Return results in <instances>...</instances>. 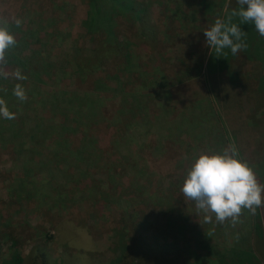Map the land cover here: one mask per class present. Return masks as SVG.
<instances>
[{
  "label": "rangeland",
  "instance_id": "374dc122",
  "mask_svg": "<svg viewBox=\"0 0 264 264\" xmlns=\"http://www.w3.org/2000/svg\"><path fill=\"white\" fill-rule=\"evenodd\" d=\"M86 12L85 0H0V25H12L15 38L24 34L29 42L22 55L41 51L40 55L53 62L44 72L37 68L42 56L32 59L38 80L35 85L29 83L33 87H19L26 96L20 99L10 96L7 83L17 87L21 79L0 61V109L9 113L8 117L0 114V238L11 229L20 232L19 251L23 255L33 245L44 244L59 263L68 249L59 242L48 243L46 238L55 236L57 226L65 224L74 232L87 234L93 261L112 260L113 231L122 216L135 212L141 220L152 222L161 240L183 248L181 263L194 250L201 257L208 254V264H234L232 251L239 248L255 252L250 210L242 209L235 224L231 218L219 223L214 213L198 210L195 201L184 197L181 189L200 155L222 153L232 147L264 185V118L259 119L264 108L258 107L255 91L257 78L263 73L261 65L239 53L231 67L221 71L217 67L209 73L206 63L210 49L205 56L204 31L212 24L191 23L182 28L174 23L168 27L157 10L150 18L168 40L164 42L161 35L158 54L136 46L128 67L114 57L104 63L106 74L76 78L68 64L69 48L77 41L88 58L94 44V39L88 40L83 34ZM115 21L119 36H129L136 30L128 19ZM238 24L243 30L249 29L244 23ZM28 28L35 32L33 39H27ZM188 35V41L183 42L181 38ZM176 47L180 48V59ZM156 67L160 71L154 73ZM186 68L188 72L184 73ZM179 71L184 74L171 79ZM136 72L144 79H137ZM134 73L133 85L125 78ZM120 81L123 87L126 81V86L132 84L131 93L138 92L140 112L123 103ZM43 85L50 92L91 97L93 105L82 101L81 106L86 104L83 114L93 113L88 122L83 121L90 125L87 132L97 137L92 148L81 149V132L86 130L83 126L81 131H73L68 148L54 132L30 140L37 120L49 127L58 117H52L38 99L37 88ZM18 121L20 128L15 127ZM13 129L19 130L17 138L12 136ZM67 149L86 154L77 162ZM19 177L27 178L24 188L28 191H22ZM206 215L211 217L210 222L205 221ZM205 240L207 249H195Z\"/></svg>",
  "mask_w": 264,
  "mask_h": 264
},
{
  "label": "trees",
  "instance_id": "16d2710c",
  "mask_svg": "<svg viewBox=\"0 0 264 264\" xmlns=\"http://www.w3.org/2000/svg\"><path fill=\"white\" fill-rule=\"evenodd\" d=\"M86 1V18L82 22V30L84 37L88 40L94 39V44L90 48V56L86 58L84 56V49L81 48L77 41H74L71 48L68 50L67 57L69 66L73 70V76L83 77L94 76L97 74L104 75V63L106 60L111 58H120L127 67L134 60L132 53L133 49L137 47L145 46L146 48L152 49L157 54L159 48L157 45L164 38V42H168L167 37L164 33H161L157 25L151 20V15L155 11H161L166 25L168 27L173 26L177 23L179 27L188 26L195 23H201L203 26L206 22L214 24L217 18L227 21L228 16L231 14L233 9L239 7L235 6L236 1L234 0H85ZM201 12V17H199ZM123 18L128 19L132 22L135 31L131 35L119 36L115 31L116 19ZM233 23H240L238 17H234ZM203 23V24H202ZM11 33L14 35L13 26L7 25ZM244 27L249 29L242 31L246 32V43L247 49L240 53L244 55L249 62L258 63L262 68V76L257 78V87L255 90L258 97V107L264 108V37L260 36L255 30V25L252 23H244ZM195 28H192V32H195ZM189 31H191L189 29ZM27 39H33L32 35L35 33L31 28H28ZM25 33V34H26ZM176 37V36H175ZM192 37V36H191ZM15 38V35H14ZM25 35L23 34L20 38H15L16 44L10 47L5 52V59L1 62L3 67L9 68L12 74L21 79L19 87H24L25 84L31 83L35 85L38 80V73L31 67L32 59L37 56L40 57L41 51H31L29 56H23L24 45H29V42L25 41ZM182 41L187 42L189 35ZM174 41V40H173ZM141 45V46H140ZM200 49V47H197ZM177 51V58L180 59V48H175ZM209 50L207 54V50ZM224 53L220 57L216 56L214 48H210L207 44L205 45V56L208 55L206 70L209 73H213L214 70L218 69L221 71L224 68L231 67L234 59L237 55H232L230 49H224ZM179 56V57H178ZM30 60V63H28ZM51 59H46L44 56L38 60L37 68L41 71L49 70L52 66ZM191 62V59L189 60ZM103 69V70H102ZM159 72V68L156 67L154 73ZM188 72V69L183 70ZM161 73H163L161 71ZM184 73L176 72L171 79L181 77ZM131 75L130 78L125 80H131L134 78ZM0 74V79H3ZM137 79L143 80L141 74L136 72ZM156 76L155 78H158ZM137 80L135 79V82ZM10 82V81H9ZM14 82V80H13ZM127 81L124 84L126 91H124L123 83L119 82V88L123 91L120 97L123 103L130 104L132 109L140 112L142 109L141 104L137 101L138 92H130L131 85L126 86ZM45 84V83H44ZM16 84L7 83V88L12 98L17 97V91L20 88L13 86ZM30 85V84H29ZM30 85V87H33ZM45 85L42 89H38V99L49 110V113L53 117L57 115L56 124L52 123L49 127L41 125L40 119L33 125V132L30 134V140L35 141L36 139L44 138L45 135L54 132L58 139H62L63 144L70 145V138L75 134L81 127L90 128V125L85 122L92 117V112L83 114L82 110L86 108L82 105V101L92 104L90 96L88 94H79L76 92H54L53 90H45ZM50 90V89H49ZM45 92H48L46 95ZM43 94V95H42ZM28 95V94H27ZM45 95V96H44ZM31 97V94L28 97ZM36 97L34 93L33 98ZM77 103V105H76ZM88 104V105H90ZM93 105V104H92ZM70 114V115H69ZM264 118V114L259 119ZM11 119V118H10ZM263 121V120H260ZM12 123V122H11ZM21 122L15 123V127L20 128ZM75 131V132H73ZM13 138L18 137V129H13ZM83 134V141L80 146L81 149L92 148L96 143L97 137L90 134L86 130L81 132ZM57 146L60 144H56ZM72 157L78 162L81 157H84L83 150L70 151ZM87 151V150H86ZM82 160V159H81ZM66 167V166H65ZM66 169H68L66 167ZM27 178L19 177L18 184L21 185L23 192L28 191L26 182ZM252 223V234L254 235L256 242L255 252L252 249L239 248L234 250L233 256L234 264H257L259 259L264 261V205L260 209H256L253 214ZM120 223L116 229H114L112 241L115 245V255L112 260H97L93 261L92 254V243L88 238L87 234L82 231L74 232L72 228L67 227L65 224H60L56 228V235L49 236L46 239L49 242L55 241L61 243L65 248L68 249L59 263L55 259H52L49 251L46 247L41 244H35L31 247L26 255H23L19 251L22 237L20 232L8 230V233L0 238V264H208L209 258L206 255H201L197 251H193L188 259L180 262V257L183 255V248L177 247L175 243H169L167 240H161L156 235L153 228L152 222L148 220H141L134 213H127L120 219ZM180 233V232H179ZM181 234V233H180ZM183 235V234H182ZM204 243V244H203ZM60 244V245H61ZM207 244V245H206ZM208 241L205 240L200 243L201 247L195 249H207ZM62 246V247H63ZM71 250V251H69ZM73 250V252H72ZM199 252V251H198ZM256 253V254H255ZM6 254V256H4ZM257 255V256H255Z\"/></svg>",
  "mask_w": 264,
  "mask_h": 264
},
{
  "label": "clouds",
  "instance_id": "9594fccd",
  "mask_svg": "<svg viewBox=\"0 0 264 264\" xmlns=\"http://www.w3.org/2000/svg\"><path fill=\"white\" fill-rule=\"evenodd\" d=\"M236 3L239 8L232 10L227 21L217 18L204 31L206 44L215 49L218 57L227 55L224 49L237 55L248 47L246 32L232 22L234 17H238L241 24H254L255 30L264 37V0H236ZM15 44L8 26L0 25V61H4L6 50ZM16 94L26 99L22 90ZM0 114L9 116L6 109H0ZM181 191L184 197L195 201L198 210L214 213L219 223L231 218L235 224L242 209L254 214L256 208L264 205V185L258 182L249 164L239 158L235 147L226 148L222 153L200 155L188 171ZM205 221L210 222L211 217L206 215Z\"/></svg>",
  "mask_w": 264,
  "mask_h": 264
},
{
  "label": "built area",
  "instance_id": "2783aa9c",
  "mask_svg": "<svg viewBox=\"0 0 264 264\" xmlns=\"http://www.w3.org/2000/svg\"><path fill=\"white\" fill-rule=\"evenodd\" d=\"M257 264H264V261H259Z\"/></svg>",
  "mask_w": 264,
  "mask_h": 264
},
{
  "label": "crops",
  "instance_id": "0c3cea01",
  "mask_svg": "<svg viewBox=\"0 0 264 264\" xmlns=\"http://www.w3.org/2000/svg\"><path fill=\"white\" fill-rule=\"evenodd\" d=\"M259 261H261V260L259 259Z\"/></svg>",
  "mask_w": 264,
  "mask_h": 264
}]
</instances>
